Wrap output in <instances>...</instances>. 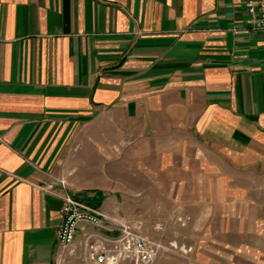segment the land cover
Returning <instances> with one entry per match:
<instances>
[{
  "label": "crops",
  "instance_id": "obj_1",
  "mask_svg": "<svg viewBox=\"0 0 264 264\" xmlns=\"http://www.w3.org/2000/svg\"><path fill=\"white\" fill-rule=\"evenodd\" d=\"M252 1L0 0V264H55L65 193L136 229L146 207L184 221L201 264H264Z\"/></svg>",
  "mask_w": 264,
  "mask_h": 264
},
{
  "label": "built area",
  "instance_id": "obj_2",
  "mask_svg": "<svg viewBox=\"0 0 264 264\" xmlns=\"http://www.w3.org/2000/svg\"><path fill=\"white\" fill-rule=\"evenodd\" d=\"M248 23L264 29V0L248 5ZM59 185L65 187L62 181ZM54 184L48 187L51 189ZM62 220L56 231L58 246L55 264H64L75 256L74 240L82 234L81 258L85 264H154L163 246L149 239L128 222L118 221L103 211L65 193L62 198ZM170 248L187 255L191 249L170 243Z\"/></svg>",
  "mask_w": 264,
  "mask_h": 264
},
{
  "label": "rangeland",
  "instance_id": "obj_3",
  "mask_svg": "<svg viewBox=\"0 0 264 264\" xmlns=\"http://www.w3.org/2000/svg\"><path fill=\"white\" fill-rule=\"evenodd\" d=\"M79 172H82V171H78V179L80 181V179L84 178V175L82 173L79 174ZM75 178H72V179L74 180ZM58 180L62 181L66 187L68 186V180L66 178L65 179L59 178ZM78 187H82L83 189L87 188V186H78ZM128 188L130 189V192H132V187H128ZM132 204H133L132 202H127L125 204L126 205V214H125L126 216L125 217L128 221H133ZM146 209L147 210L144 211L146 216H143V219H145V223L142 226H140L139 224L137 226L139 229V232L143 234L144 236L148 237L149 239H152L156 241L157 243H160L163 246V249L159 252V255L157 256L154 264H201L202 258L209 257L212 259L213 257H215V253H216L215 250L204 249L199 246L200 245L199 237L201 235L195 232V230L193 231V228H192L193 226L192 227L188 226L190 228L181 226L180 224L183 223L184 221L180 219L178 220L180 224L176 222V219H173L175 224H172L168 228L167 231L161 230L162 229L161 227L158 228L160 230H155V228L152 229L149 226L150 225L149 224L150 223L149 222V212H150L149 207H146ZM152 219L156 220L154 217ZM194 229H197V228H194ZM174 242L177 244L178 247L183 245L186 247V249H191V251L187 255H185L181 253L178 249L170 248L169 244L174 243Z\"/></svg>",
  "mask_w": 264,
  "mask_h": 264
}]
</instances>
